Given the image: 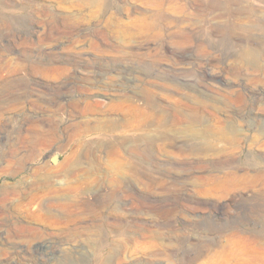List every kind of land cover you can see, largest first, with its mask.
Segmentation results:
<instances>
[{
    "label": "rangeland",
    "instance_id": "obj_1",
    "mask_svg": "<svg viewBox=\"0 0 264 264\" xmlns=\"http://www.w3.org/2000/svg\"><path fill=\"white\" fill-rule=\"evenodd\" d=\"M0 264H264V0H0Z\"/></svg>",
    "mask_w": 264,
    "mask_h": 264
},
{
    "label": "bare ground",
    "instance_id": "obj_2",
    "mask_svg": "<svg viewBox=\"0 0 264 264\" xmlns=\"http://www.w3.org/2000/svg\"><path fill=\"white\" fill-rule=\"evenodd\" d=\"M256 65V64H255ZM195 136H199V137H204V136H202V135H198V133H196L195 134ZM214 138H216V139H218V140H228V139H230L231 138V136H230V134H228V133H226V132H224V131H220V132H218V133H216L215 135H214ZM166 149V148H165Z\"/></svg>",
    "mask_w": 264,
    "mask_h": 264
}]
</instances>
